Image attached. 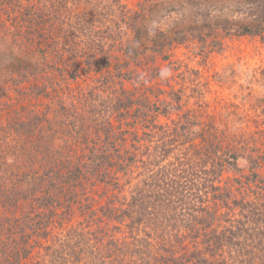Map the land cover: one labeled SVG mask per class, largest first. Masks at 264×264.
<instances>
[{
  "label": "rangeland",
  "instance_id": "obj_1",
  "mask_svg": "<svg viewBox=\"0 0 264 264\" xmlns=\"http://www.w3.org/2000/svg\"><path fill=\"white\" fill-rule=\"evenodd\" d=\"M97 1L90 3L95 5ZM256 1L102 0L115 8L113 16L116 19L110 17L111 24H119L118 14L125 15L126 23L134 13H139L140 18L135 25L127 26L124 22L119 25L124 29L121 38L114 43L107 39L104 46L105 51L110 47L109 64L98 73H87L81 58H71L79 39H62L61 35L62 45L57 46L52 37L41 40L39 45L36 35L34 38L28 35L32 42L25 40L26 31L20 23L23 10L33 5L30 12L33 13L40 2L0 0V182L11 186V177L20 165L24 137L10 128L15 121L28 122L32 116L43 117L47 120L42 122L43 128H47L43 139L49 140L54 133L52 148L64 146L71 160L83 161L86 145L83 140L77 141L82 133L74 128L72 123L75 122L69 112L88 110L91 103L102 111L109 100L121 98L125 101L129 97V108L108 111L103 117L112 130L113 148L109 154L113 160L122 150L134 152L131 146L141 145L143 150L148 146L150 155L164 145L171 152L163 163L200 164L204 159L205 166L212 168L216 167L217 158L204 147L211 145L220 154L224 150H236L238 171H222L215 178L211 177L217 191L207 194L208 203L203 205L214 212L216 219L212 228L220 230L239 217V208L232 204L234 200L250 201L264 210V29L261 33L242 36L224 29V25L238 30L253 26L255 18L259 17ZM81 8L77 9L80 13ZM94 14V11L85 13L88 22ZM81 39L86 40L85 37ZM46 44L52 45L44 51L43 59L49 61L42 64L45 69L37 77L22 81L21 72L41 62L40 49ZM128 48L134 54L128 55L125 52ZM56 52L63 55L60 61L52 60ZM138 111L145 112V117L136 118ZM88 132L93 133V130ZM134 135L139 142L132 141ZM43 139L41 144L45 142ZM33 165L35 174L40 173V164ZM137 170L134 168L129 176L132 185L142 178ZM109 171L114 173V168ZM115 176L121 177V174ZM81 186L82 190L77 192L82 205L89 208L87 214L94 212L93 221L88 219L90 223H85L88 227L84 226V231L96 234L89 243L101 255L98 259L103 258L102 253L109 249L110 241L130 244L132 237L137 235L130 234L124 224L114 221L106 224L105 220L93 222L101 216L99 210L110 197L112 200L127 197L131 185L112 191L94 179H82ZM224 192L229 193L226 201L212 198ZM33 204L31 207L20 203L15 211L0 206V250L22 243L18 224L25 221V216L41 212V208ZM114 204L117 206L116 201ZM72 210L70 218L65 216L46 228V237L29 239V255L19 264H50L52 250L49 247H57L78 227L83 230L78 225L86 219L78 213L77 205ZM98 228H102V232L95 231ZM169 230L171 233L164 241L148 239L154 248L162 252L169 249L178 256L184 246L188 250L194 247L193 238L186 237L182 244L179 242L186 231L181 230L177 237H172L175 234L171 228ZM199 240L194 243L199 244ZM123 259L131 260L128 256ZM66 260H69L67 264H94L85 256H80L76 263H72L69 256ZM105 261L110 264L107 258Z\"/></svg>",
  "mask_w": 264,
  "mask_h": 264
},
{
  "label": "trees",
  "instance_id": "obj_2",
  "mask_svg": "<svg viewBox=\"0 0 264 264\" xmlns=\"http://www.w3.org/2000/svg\"><path fill=\"white\" fill-rule=\"evenodd\" d=\"M90 1L92 2V0H37L40 2L39 7L35 8L33 13H30L33 5L25 8L20 20L26 31L25 40L32 42L33 35H36L39 45L41 40L46 41L48 37H52L57 46L62 45L59 41L61 35L62 39L63 37L71 38L73 41L79 39L74 45L75 52L71 54V58H81L87 73L100 72L109 64L110 47L104 50L107 39L111 43L120 39L124 29L119 25L124 22V25L131 26L136 23L140 15L134 13L135 16L129 17L126 23L125 15L118 14L119 24L116 22L111 24L109 23L111 18L116 19L114 6L110 3L105 4L101 2L102 0H98V4L95 5ZM256 2H258L259 17L255 18L256 23L253 26H244L238 30L224 25V29L228 28V31H234L239 36L261 33L264 29V0ZM79 6L83 9L81 13L77 10ZM88 11L95 12L94 18L91 17L89 22L85 18V13ZM83 37L86 40L83 41L81 39ZM51 45L40 47L41 62L25 68V71L21 72L22 81H28L30 77H37L42 73L45 69L42 64L49 62L43 59L44 51L50 49ZM125 52L128 55L134 54L130 49ZM62 58L63 55L56 52L52 60L60 61ZM127 78L129 79V76ZM109 101L108 106L102 111L98 107H93L90 102L92 107L88 110L69 112V116L75 122L72 123L75 125L74 128L82 133L77 141L83 140L86 145L85 153L81 157L83 161L71 160L64 146L60 149L52 148L54 133L49 140L43 139L44 129H47L42 126V122L47 121L43 117L32 116L28 122L12 123L10 128H14L15 133L23 136L24 141L22 140L19 154L20 165L11 177L12 185L5 186L4 182H0V206L15 211L20 203L25 206L29 204L31 207L36 203L37 207L41 208V212L25 216V221L21 220L20 223L18 221L17 230L24 245L14 243V247L1 249L0 264H19L22 258L28 257L29 239L36 236L46 237V228L50 224L58 223L65 216L70 218L74 213L72 208L75 205L78 206L80 216L86 219L78 225L82 226L83 230H78V227L72 233H68L57 247H49L52 250L50 264H67L69 261L66 260L67 256L72 259V263L79 261L80 256H85L94 264H106V258L110 264H264V210L250 201L234 200L232 204L239 208V217L230 225L217 230L212 228L216 219L214 212L203 205L208 203L207 194L217 191L212 185L211 177L215 178V175H220L222 171L230 173L238 171L236 167L238 152L224 150L220 154V151L214 150L211 145L207 148L203 146L205 151L207 150L208 153L212 151L213 157L217 158L216 167L212 165V168L211 165H208V168L205 166L207 164L204 159L200 164L182 161L176 165L172 162L163 163L171 152L170 148L164 145H161L158 151L155 149L150 155L148 146L144 147V150L141 145L131 146L130 149H134V152L122 150L123 152L117 153L116 159L113 160L112 154H109L113 148L110 136L112 130L109 124L104 122L103 117L108 111L119 112L121 109L129 108L131 102L129 97H126L125 101L121 98H116L113 102ZM145 115V112L138 111L135 117L144 118ZM100 118L102 119L99 120ZM56 122L61 124L59 120ZM90 129L93 133L88 132ZM35 131H37L36 135H34ZM42 139L45 141L44 144L40 143ZM132 141L139 142L140 139L134 135ZM37 162L41 169L40 173L35 174L33 163ZM110 168H114V173L109 171ZM134 168L138 169L137 174L142 178L132 185L129 176L133 174ZM116 173L121 174V177L117 176V178ZM82 179H94L106 186L107 190L112 191H120L126 185L128 187L131 185L127 197L115 198V200L110 197L99 210L101 216L93 223L105 220L107 224L114 221L124 224L130 234L135 233L137 236L132 237L130 244L126 245L110 241L109 249H106L105 254L101 252L103 256L101 259H98L101 255L89 243L91 237L96 234L93 231H84V226L87 228L90 223L88 219L93 221L91 217L94 212L87 214L89 208L85 204L82 205V200L79 198L77 190L82 187ZM235 181L239 183L238 180ZM212 198L226 201L229 199V193L212 195ZM114 201L117 202V206H114ZM169 227L175 234L172 237H177V233L181 230L186 231V235L180 236L179 242L182 244L186 237L193 238L191 241L194 247L188 250L184 246L183 252L178 256L169 249L162 252L154 248L153 243L148 239L164 241L165 236L171 233ZM139 229L144 234H141ZM95 231L102 232V228ZM196 239H200L199 244L194 243ZM125 256L131 260H124Z\"/></svg>",
  "mask_w": 264,
  "mask_h": 264
}]
</instances>
